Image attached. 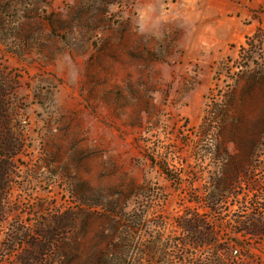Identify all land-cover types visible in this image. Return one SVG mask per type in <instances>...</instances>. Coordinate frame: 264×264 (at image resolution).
I'll return each instance as SVG.
<instances>
[{"label": "rangeland", "instance_id": "1", "mask_svg": "<svg viewBox=\"0 0 264 264\" xmlns=\"http://www.w3.org/2000/svg\"><path fill=\"white\" fill-rule=\"evenodd\" d=\"M2 108L0 264H264V0H0Z\"/></svg>", "mask_w": 264, "mask_h": 264}, {"label": "trees", "instance_id": "2", "mask_svg": "<svg viewBox=\"0 0 264 264\" xmlns=\"http://www.w3.org/2000/svg\"><path fill=\"white\" fill-rule=\"evenodd\" d=\"M211 120L210 122L205 121L202 128L206 131L205 133H208V131L211 129ZM6 128V114L2 109H0V127ZM1 133V132H0ZM16 144L11 136L7 137L6 135L0 134V228L3 226V223L6 219V198L10 196V190L13 187V179L15 177V167L13 165V162L17 160V156L19 154V150L16 148ZM232 166H234L235 170L238 171L242 169L244 166L242 164H239L237 162H230ZM162 169L165 170L164 166H161ZM212 196V195H211ZM204 205L210 210H216L217 209V202L215 198L212 196L209 198V201L204 202ZM186 229L189 231V233H192L191 240H194L193 243L196 241L197 244L194 245V248H197L198 246H201L203 244L209 245V244H216L217 242L215 240H212L211 235L215 234L214 227L210 224V222H207L204 217L200 216H194L193 218H190L185 223ZM199 228H202L201 230H198ZM264 222L261 223L260 221L252 222V225L244 228H240L238 230L239 233H246L250 234L252 236L257 235H264ZM190 240V239H189ZM187 243V242H185ZM192 243V242H191ZM178 248L177 250L173 249L171 253H167L169 255L168 258H165L166 251L165 249H162L160 246H154L152 248H144V251H142L143 255L145 256H156L161 255L162 260L161 264H172L173 259L171 257H175L179 255L180 259L179 261L185 262L187 260V257L193 256V253L188 255L186 253V249ZM221 249H219L220 251ZM180 252V254H179ZM109 253L114 254L112 257H109ZM130 251H123L118 246H115L114 248L110 249V251L103 252L99 258L96 264H135L132 261H127L126 258L130 256ZM119 254L125 255V259L123 257H118ZM174 254V255H173ZM167 255V256H168ZM188 255V256H187ZM187 256V257H186ZM131 259V258H130ZM227 260L226 257H223V255H216L213 258V262H208V260H202L201 258L195 259L194 257L191 258L189 261L191 264H224V262ZM183 262V263H184ZM23 264H47L44 259H38L36 257L28 256L24 260Z\"/></svg>", "mask_w": 264, "mask_h": 264}, {"label": "built area", "instance_id": "3", "mask_svg": "<svg viewBox=\"0 0 264 264\" xmlns=\"http://www.w3.org/2000/svg\"><path fill=\"white\" fill-rule=\"evenodd\" d=\"M237 252H238V250L236 249V250H235V253H237Z\"/></svg>", "mask_w": 264, "mask_h": 264}]
</instances>
